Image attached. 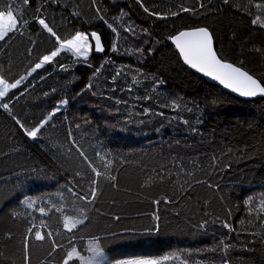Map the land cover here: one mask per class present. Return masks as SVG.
Returning <instances> with one entry per match:
<instances>
[{
	"label": "trees",
	"instance_id": "obj_1",
	"mask_svg": "<svg viewBox=\"0 0 264 264\" xmlns=\"http://www.w3.org/2000/svg\"><path fill=\"white\" fill-rule=\"evenodd\" d=\"M262 6L0 0L17 17L0 40V79L19 81L0 100V264H25L26 241L30 264H63L73 248L69 264H80L93 246L108 264H264V97L228 95L170 44L206 28L217 56L264 86ZM89 33L102 57L63 51L35 69ZM41 124L35 138L26 134ZM66 219L82 223L69 230ZM35 231L52 236L38 241Z\"/></svg>",
	"mask_w": 264,
	"mask_h": 264
},
{
	"label": "snow or ice",
	"instance_id": "obj_2",
	"mask_svg": "<svg viewBox=\"0 0 264 264\" xmlns=\"http://www.w3.org/2000/svg\"><path fill=\"white\" fill-rule=\"evenodd\" d=\"M28 0H24V3H27ZM259 19V18H258ZM39 23L43 25L49 32H52L51 28H48V25L45 24L44 20H40ZM253 23H257L256 20ZM17 27V17L14 15L13 11L9 9L7 13L0 11V40H4L9 36V32L13 31ZM55 35V33H53ZM95 37L97 44L99 45V37L95 33L92 34ZM84 37L81 34H77L75 39L77 41L83 39ZM182 38L183 39L182 42ZM177 47L180 48L182 55L184 56L185 62L190 64L193 68H197L199 71L204 72L206 75L213 77V79L219 80L221 84H224L226 87L231 88L233 91L239 92L242 96H256L258 93L264 95V86L261 83L254 79L247 72L242 71L238 67H234L232 64L224 63L220 58L217 57L216 52L212 47V37L206 28H199L192 32H181L179 36L174 38ZM70 44L72 42H69ZM98 50H102L99 49ZM53 56L56 53L52 54ZM45 61L50 60V57H44ZM41 65L37 64L36 68H40ZM0 84H4V81L0 80ZM19 84V81L16 84H12L11 87L15 88ZM7 92V86H5L3 91H0V97L4 96ZM2 107L7 108L8 105L5 103ZM46 123V122H45ZM44 125L41 124L40 127L35 128L32 131H27L26 134L29 137L35 138L37 133L40 131ZM81 155L83 153L81 152ZM92 171L97 177L101 176L102 173L97 171L95 168H92ZM110 179L115 180V177H110ZM93 183H96L93 180ZM90 194L94 199L96 196V189L92 188ZM44 210L41 209V212ZM77 223H82V220L71 222L68 219L65 220V228H75ZM225 227H229L225 224ZM28 231L31 233L32 228H29ZM51 237L52 233H42L41 231L34 232V238L38 241H43L45 238ZM56 244L53 242L52 251H55ZM25 264H30V255L28 252V243L25 242ZM52 251L48 252V255H52ZM96 255H100L99 250L96 249ZM76 252V249L73 248L66 254V258L63 261V264H69V261L73 258V254ZM3 253L0 252V256ZM91 264V262H89ZM128 264H159L157 261H129Z\"/></svg>",
	"mask_w": 264,
	"mask_h": 264
},
{
	"label": "rangeland",
	"instance_id": "obj_3",
	"mask_svg": "<svg viewBox=\"0 0 264 264\" xmlns=\"http://www.w3.org/2000/svg\"><path fill=\"white\" fill-rule=\"evenodd\" d=\"M258 21L261 25L264 26V6L259 7L258 10ZM82 37H84L83 39L77 41L75 39V37L66 42V43H61L59 45V49L57 52H55L56 54L60 53V52H69L70 54H72L75 58L78 59H87L92 53H93V44L91 42V39L88 35L86 34H81ZM69 42H72L71 44ZM144 43L142 39H138V45ZM132 47H134V44L132 43ZM50 57V59H52L54 56L50 55L47 56ZM49 61V60H48ZM48 61H45L44 59L42 60V62L40 63L41 67L46 64ZM35 69H39V68H35ZM1 80V79H0ZM12 84H8L6 82H4V84H0V91H3L5 86H7V93H9L11 90L15 89L11 87ZM18 86V84H17ZM16 86V87H17ZM5 94V95H6ZM4 95V96H5ZM2 96V97H4ZM2 97H0V100L2 99ZM84 104V103H82ZM96 249H98L96 246L91 247V254L88 257H79L80 260V264H89V262H91V264H108L105 261V257L103 255L102 252L99 253L100 255H96ZM78 256L76 254H73V258ZM129 261H157L159 262V264H177L175 263V261H173L172 259H168V258H162V259H136V260H125V261H121L115 264H128Z\"/></svg>",
	"mask_w": 264,
	"mask_h": 264
},
{
	"label": "water",
	"instance_id": "obj_4",
	"mask_svg": "<svg viewBox=\"0 0 264 264\" xmlns=\"http://www.w3.org/2000/svg\"><path fill=\"white\" fill-rule=\"evenodd\" d=\"M199 29V28H198ZM196 29H192V30H185V31H182V32H192V31H195ZM209 32V31H208ZM181 33V32H180ZM178 33L177 35H175L171 40H170V44L173 46V48L175 49L176 53L178 54L182 64L190 71H192L193 73H195L196 75H198L199 77H201L202 79H204L207 83L209 84H212L218 88H220L222 91H224L225 93H227L228 95L234 97V98H237V99H240V100H244V101H255V100H258V99H262L264 97V95L262 94H257L256 96H242L239 92H236V91H233L231 88H228L226 87L224 84H221L219 80H216V79H213V77L211 76H208L206 75L204 72H201L199 71L197 68H193L190 64L186 63L185 62V59H184V56L182 55L181 51H180V48L177 47V43L175 41V37L179 36ZM210 33V32H209ZM93 33H89L88 36L90 37L91 39V42L93 44V55L96 56V57H102L105 53V49L103 47V44L101 42V39L99 37L98 34H96L97 37H99V45L97 44V41L95 39V37H93L92 35ZM211 35V33H210ZM212 37V35H211ZM183 39H186V38H182V42H183ZM212 47L215 51V45H214V40H213V37H212ZM99 49H102V50H98ZM216 52V51H215ZM217 55V53H216ZM218 57V56H217ZM219 58V57H218ZM223 62V61H222ZM226 63V62H224ZM230 64V63H229ZM233 65V64H232ZM234 67H236L235 65H233ZM242 70V69H241ZM244 71V70H242ZM245 72V71H244ZM254 78V77H253ZM255 79V78H254ZM257 80V79H256Z\"/></svg>",
	"mask_w": 264,
	"mask_h": 264
}]
</instances>
